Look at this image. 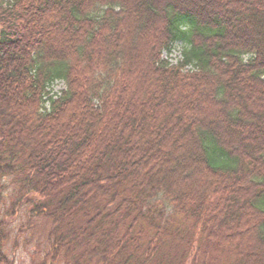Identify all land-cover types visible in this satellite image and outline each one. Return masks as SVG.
<instances>
[{
  "label": "trees",
  "instance_id": "1",
  "mask_svg": "<svg viewBox=\"0 0 264 264\" xmlns=\"http://www.w3.org/2000/svg\"><path fill=\"white\" fill-rule=\"evenodd\" d=\"M6 176L50 263L264 264V0H0Z\"/></svg>",
  "mask_w": 264,
  "mask_h": 264
},
{
  "label": "rangeland",
  "instance_id": "2",
  "mask_svg": "<svg viewBox=\"0 0 264 264\" xmlns=\"http://www.w3.org/2000/svg\"><path fill=\"white\" fill-rule=\"evenodd\" d=\"M180 43L175 44L171 54L167 55L170 61L179 57ZM63 88L59 80L50 85L51 93H58ZM0 187L2 198L0 201V219L6 223L7 236L2 249L12 264H61L57 261L50 263L46 256L48 250L47 233L51 222L45 217L34 216L29 211V198L22 188L19 179L6 176L2 179ZM30 196V193H29ZM14 203V204H12ZM189 225V224H188ZM184 233V231H182ZM189 233V231H187ZM193 239L192 251L199 245L198 239L190 232ZM186 239L190 235L183 234ZM191 254L188 258L190 260ZM205 264H222V255L214 248H209L206 253Z\"/></svg>",
  "mask_w": 264,
  "mask_h": 264
}]
</instances>
